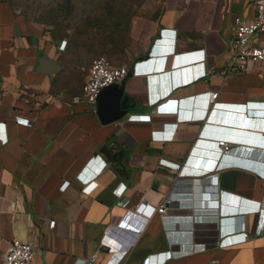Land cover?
Here are the masks:
<instances>
[{
  "label": "crops",
  "instance_id": "0c3cea01",
  "mask_svg": "<svg viewBox=\"0 0 264 264\" xmlns=\"http://www.w3.org/2000/svg\"><path fill=\"white\" fill-rule=\"evenodd\" d=\"M238 15L253 18L255 0L152 1L124 65L159 68L131 72L94 108L0 2V264L15 238L38 245L33 264H264V142H247L264 132V69L225 74ZM196 50L198 77L200 60L179 58ZM213 92L247 110L212 111ZM221 113L253 124L221 123ZM225 134L241 138L226 154Z\"/></svg>",
  "mask_w": 264,
  "mask_h": 264
},
{
  "label": "rangeland",
  "instance_id": "374dc122",
  "mask_svg": "<svg viewBox=\"0 0 264 264\" xmlns=\"http://www.w3.org/2000/svg\"><path fill=\"white\" fill-rule=\"evenodd\" d=\"M154 0H0L9 2L27 29L45 40L79 89L94 58L124 65L138 15ZM68 75L70 77H68Z\"/></svg>",
  "mask_w": 264,
  "mask_h": 264
},
{
  "label": "built area",
  "instance_id": "2783aa9c",
  "mask_svg": "<svg viewBox=\"0 0 264 264\" xmlns=\"http://www.w3.org/2000/svg\"><path fill=\"white\" fill-rule=\"evenodd\" d=\"M235 33L232 39L233 55L229 60L226 68L225 74L231 76L233 74L245 73L255 71L258 72L264 69V44H259L254 41V38L264 34V0H255V16L253 18H245L242 16H236L235 18ZM164 33L166 34L165 30ZM181 59H195L200 60L198 66H196V72L194 73L196 77L205 74V70L201 67L203 66V60L205 58L204 50H196L186 53ZM143 65L140 67V62H137L131 70L128 65H114L111 60L106 56H99L93 59L90 67V72L87 79L85 80L82 87V97L83 99L92 105L94 108L98 103V99L102 91L117 81L123 80L129 76L132 72L133 74L139 73L141 71L148 72L153 68H159V65L151 67V63L148 60L142 61ZM161 67V66H160ZM188 82V79H181L176 82V85ZM168 94L170 92H167ZM219 92H213L211 97L212 111L218 109L219 106H228L247 110V104L229 106L224 103L216 101ZM259 113L264 114V109L259 110ZM167 123L165 125H169ZM174 124V130L177 128V123ZM261 130H264V124L259 126ZM249 138L247 142L260 147L264 142V132L249 133ZM236 141H241V138L235 135L225 134L218 140V146L221 148L223 153H228L233 148V143ZM172 165L178 168L179 163H173ZM261 176L264 178V172H261ZM69 181L66 180L61 185V189L67 188ZM126 185H123L119 189L120 195L124 193ZM173 202L172 199H167L163 204L158 207V212L165 215L167 214L169 205ZM260 204L256 203L254 206L245 208L246 211L259 210ZM264 213V211H263ZM54 226V225H52ZM245 227V226H244ZM233 229L226 232H231ZM225 232V233H226ZM38 252V245L35 242L25 241L21 238H15L8 247L5 263L6 264H33L35 256ZM100 251L96 252L92 260H95Z\"/></svg>",
  "mask_w": 264,
  "mask_h": 264
},
{
  "label": "water",
  "instance_id": "95a60500",
  "mask_svg": "<svg viewBox=\"0 0 264 264\" xmlns=\"http://www.w3.org/2000/svg\"><path fill=\"white\" fill-rule=\"evenodd\" d=\"M43 65L44 66L42 68V71L45 72V73H48V74L54 73V72L60 70V66L55 64V63L44 62ZM106 89H104V90H106ZM103 91H102V93H103ZM102 93H101V95H102ZM101 95H100V97H101ZM219 120H220L221 123H225V124L227 123L229 125H234V126H236L238 128H243V127L248 128L249 126H252V124H253V121H249V120L245 119L244 117H242L241 115L229 114V113H221ZM238 132L241 133V130H239ZM241 134H243V135L246 134L247 135L248 133H246L244 131Z\"/></svg>",
  "mask_w": 264,
  "mask_h": 264
}]
</instances>
